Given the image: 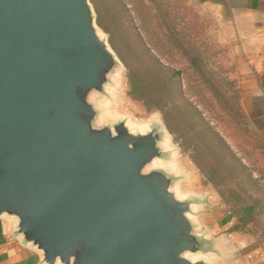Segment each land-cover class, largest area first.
<instances>
[{
  "label": "water",
  "instance_id": "95a60500",
  "mask_svg": "<svg viewBox=\"0 0 264 264\" xmlns=\"http://www.w3.org/2000/svg\"><path fill=\"white\" fill-rule=\"evenodd\" d=\"M89 0H0V219L41 264H211L163 132L108 122Z\"/></svg>",
  "mask_w": 264,
  "mask_h": 264
},
{
  "label": "rangeland",
  "instance_id": "374dc122",
  "mask_svg": "<svg viewBox=\"0 0 264 264\" xmlns=\"http://www.w3.org/2000/svg\"><path fill=\"white\" fill-rule=\"evenodd\" d=\"M210 1L89 0L118 62L100 107L163 132L179 193L216 241L211 264H264V121L246 110L239 44Z\"/></svg>",
  "mask_w": 264,
  "mask_h": 264
},
{
  "label": "crops",
  "instance_id": "0c3cea01",
  "mask_svg": "<svg viewBox=\"0 0 264 264\" xmlns=\"http://www.w3.org/2000/svg\"><path fill=\"white\" fill-rule=\"evenodd\" d=\"M221 25H227L239 44L236 56L243 74L246 110L253 120L264 121V0H212ZM242 60V61H241ZM13 225L0 219V264H41V256L13 234Z\"/></svg>",
  "mask_w": 264,
  "mask_h": 264
},
{
  "label": "trees",
  "instance_id": "16d2710c",
  "mask_svg": "<svg viewBox=\"0 0 264 264\" xmlns=\"http://www.w3.org/2000/svg\"><path fill=\"white\" fill-rule=\"evenodd\" d=\"M248 211H249V213H248V219H251V218H252V217H251L252 208H251V209H249Z\"/></svg>",
  "mask_w": 264,
  "mask_h": 264
}]
</instances>
